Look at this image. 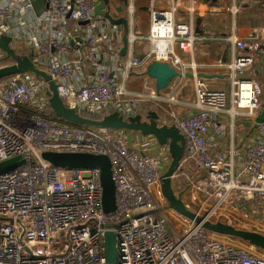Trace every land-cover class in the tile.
Returning a JSON list of instances; mask_svg holds the SVG:
<instances>
[{
	"label": "built area",
	"instance_id": "obj_1",
	"mask_svg": "<svg viewBox=\"0 0 264 264\" xmlns=\"http://www.w3.org/2000/svg\"><path fill=\"white\" fill-rule=\"evenodd\" d=\"M44 3L45 11L36 15L32 0H0V33L16 47L34 51L36 64L67 107L79 114L118 112L124 118L138 114L147 101L165 107L170 118L164 121L185 138L171 178L185 207L204 220L234 227L231 213L245 220L253 213L264 222V117L256 122L261 105L247 72L264 46L250 53L243 45L244 40L264 41L263 21L221 0H151L144 37L132 31L137 8L128 0L127 48L120 57L123 30L91 16L94 0ZM26 19L41 31L24 34ZM139 40L148 41L144 63H169L178 72L160 93L152 84L145 92L128 84ZM105 43L112 72L101 54ZM5 58L0 50V68ZM44 92V84L30 73L0 81V163L23 160L0 174V264H105L107 230L116 234L117 264H264L263 253L251 263L254 247L214 239L165 207L159 181L170 157L155 139L65 124L51 114ZM173 107L187 108L192 118L179 119ZM238 119L249 123L251 136L237 138V130L244 129ZM212 121L222 136L207 130ZM157 146L159 156L150 152ZM43 153L106 156L114 210L102 209L98 168L56 167Z\"/></svg>",
	"mask_w": 264,
	"mask_h": 264
},
{
	"label": "water",
	"instance_id": "obj_2",
	"mask_svg": "<svg viewBox=\"0 0 264 264\" xmlns=\"http://www.w3.org/2000/svg\"><path fill=\"white\" fill-rule=\"evenodd\" d=\"M109 4H111L110 0H95L91 16L103 17L111 25H121L123 27L122 52L124 53L127 48V21L124 18L114 19L110 13ZM0 50L13 61V64L0 68V81L15 74H32L45 86L44 93L47 99V107L51 114L65 124L133 132L142 137H152L158 146L166 148L170 157V162L162 172L159 181V188L165 207L187 221L200 225L206 231L222 237L239 240L264 254V234L240 229L226 222L204 220L185 207L181 193H175L171 178L184 154L185 138L174 124L161 119L155 111H149L146 118H143L140 114L124 118L118 112L104 115L99 120L86 118L64 104L51 77L36 64L35 54L32 49L23 51L20 47L13 45L10 37L0 33ZM142 76H146L149 79V84H152L155 90L160 93L178 76V72L169 63L150 62L145 66ZM263 117L264 107L256 122L261 123ZM42 158L53 166L61 168H98L101 172L102 209L105 213L114 210V184L110 162L106 156L82 153H43ZM22 162L23 160L20 157L1 162L0 174L12 171ZM103 253L105 264H117L118 255L114 230H107L104 233Z\"/></svg>",
	"mask_w": 264,
	"mask_h": 264
},
{
	"label": "crops",
	"instance_id": "obj_3",
	"mask_svg": "<svg viewBox=\"0 0 264 264\" xmlns=\"http://www.w3.org/2000/svg\"><path fill=\"white\" fill-rule=\"evenodd\" d=\"M33 1V13L36 15H39L46 9V5L44 3V0H32ZM95 1V0H94ZM151 0H133V4L135 5L136 12L133 15V26L132 31L135 35L138 36H147L149 32V13L147 11L148 5ZM205 3L207 0H203ZM264 0H221L223 4H235L237 7L244 9L248 12L252 13V16L255 19L261 20L264 22V8L261 7V3ZM110 13L114 19L118 18H124L125 20L128 19V14L126 11L128 0H110ZM34 22H30L26 19V25L22 27L21 31L24 34H28L29 32L32 33H39L41 31V28L37 31L34 30ZM122 30L123 27L121 25H118ZM121 44L119 45L120 49V57H124L126 55V51L124 53L122 52L123 48V41L121 40ZM264 41H254V40H244L243 45L246 47L251 48L250 53L253 52V49L255 48V52H258L259 49L263 48ZM21 45V44H20ZM108 43H105L102 47L103 52L102 55L105 56V66L107 67L108 71L112 72V69L110 66H112V60L110 59V56L112 55L111 51H108L106 49ZM23 46V45H22ZM23 51H27L30 48L23 46ZM22 49V48H21ZM263 50V49H262ZM148 51V41L147 40H139L136 41L133 48V54H132V61L134 63V70L131 72V77L128 81V84L132 87L133 90L137 92H145L149 85V79L146 76H142V72L144 71L145 66L147 65L144 63V57ZM89 71H86L87 74ZM247 72L252 76V80L254 83V90L256 95L258 96V100L261 105V110L264 107V52H260L259 59L253 64V66L249 69H247ZM173 114L175 113L179 119H191V112L185 107H173L172 108ZM167 120L170 118L169 115L166 114ZM211 120H214L212 117ZM239 119L237 122L239 123ZM212 121L211 125L207 127V130L212 133V135H219L222 136V133L220 132L219 127L213 123ZM244 129H238L239 133L242 134V138H245L249 135L251 132V127L249 123H244L243 121H240ZM193 126L197 127L198 122L194 119L193 120ZM134 134L133 139L134 140H140L143 141V137L137 133ZM254 134V133H253ZM251 136V134L249 135ZM160 147H154L152 151H150L152 154H156V156H159L157 154L161 153ZM251 208V207H249ZM263 213H264V207H263ZM231 221L237 226V228L240 229H246L250 231H255L264 234V228L263 224L264 222H260V217L256 214H250L249 220H245L241 218L240 216L231 213Z\"/></svg>",
	"mask_w": 264,
	"mask_h": 264
},
{
	"label": "trees",
	"instance_id": "obj_4",
	"mask_svg": "<svg viewBox=\"0 0 264 264\" xmlns=\"http://www.w3.org/2000/svg\"><path fill=\"white\" fill-rule=\"evenodd\" d=\"M17 47L22 48V50L24 49V47H22L21 45L20 46L17 45ZM11 64H13V61L10 58H8V57H6L5 60L2 62L3 66L11 65ZM7 78L8 77H5L2 80H5ZM149 111H155L159 115V117L161 119L167 120V117H166L167 109L165 107L159 105L158 103L152 102V101H147V102H144L143 104H140L139 109H138V114H140L143 118H146V116H147ZM81 114H82V116H84L86 118H89V119H93V120H99L102 117L100 115H94V114H89V113H84V112L81 113ZM89 128H93V127H89ZM233 240H236V239H233ZM236 241H238L240 243H243V242H241L239 240H236Z\"/></svg>",
	"mask_w": 264,
	"mask_h": 264
},
{
	"label": "rangeland",
	"instance_id": "obj_5",
	"mask_svg": "<svg viewBox=\"0 0 264 264\" xmlns=\"http://www.w3.org/2000/svg\"><path fill=\"white\" fill-rule=\"evenodd\" d=\"M174 115L177 116L175 113H174ZM131 135H132V134H129V136H131ZM241 136H242V134L238 132V134H237V138H238V139H239V138H242ZM160 166H161V164H160ZM174 188H175V193L178 194V193H179L178 188H177V187H174ZM206 233H207L208 235L212 236L214 239H222V236L216 235V234H214V233H212V232L206 231ZM223 238H224V237H223ZM224 239H226L227 242H229V243H231V244H233V245H236V246H238V247H244V248H247V247L249 246V245H247V244L240 243V242H238V241H236V240H233L232 238H224ZM261 254H262V253H260V252L256 249V250H254L253 257H251L250 255H248V256L250 257V261H251V263H256L257 261L255 260V258H256V257L258 258V256H261ZM260 260H261L262 262H264V256H263V258L260 259Z\"/></svg>",
	"mask_w": 264,
	"mask_h": 264
}]
</instances>
